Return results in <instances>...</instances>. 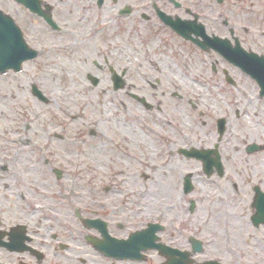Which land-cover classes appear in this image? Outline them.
Returning a JSON list of instances; mask_svg holds the SVG:
<instances>
[{
  "label": "flooded vegetation",
  "instance_id": "1",
  "mask_svg": "<svg viewBox=\"0 0 264 264\" xmlns=\"http://www.w3.org/2000/svg\"><path fill=\"white\" fill-rule=\"evenodd\" d=\"M0 16L29 55L0 84L24 76L50 108L45 140H23L33 117L7 127L0 91L17 144L0 264H264V0H0Z\"/></svg>",
  "mask_w": 264,
  "mask_h": 264
},
{
  "label": "rangeland",
  "instance_id": "2",
  "mask_svg": "<svg viewBox=\"0 0 264 264\" xmlns=\"http://www.w3.org/2000/svg\"><path fill=\"white\" fill-rule=\"evenodd\" d=\"M67 74H69V78L67 77ZM64 76V79L67 80V85H68V81L71 80H78L80 79L78 76L80 75V72H65L62 73ZM27 78L24 76H13L10 77V79H8L7 81L3 82L0 84V91L4 90L5 93L7 92H12L14 97V103L11 105L6 104V111H5V116H6V121H7V127H13L14 126V121H21L22 122H27V120L31 117H33V121H29L30 124L34 125L35 127L37 126V129L35 130V135L31 132L26 133V136H23V140L30 138L32 143H36L35 140H37L39 138V141L41 140H45L46 136V132L50 131V129H43L42 128H38L40 127L41 124H43L44 121H46V119L48 118V116L46 115V112L50 110V108L48 107H43L40 104H37L33 99L26 97V95L23 93L24 91H26L25 88L20 89V82L23 83V81H26ZM24 84V83H23ZM83 90V89H82ZM226 92L223 91V89H219L217 91H215V95L216 97L220 96V95H224ZM26 93V92H25ZM98 96L102 97L104 96V94H102L100 92L99 89H95L93 91H87V95H86V99L84 100L83 103H88L91 102V105L94 106L93 108L96 107V105L98 106ZM100 99H103L100 98ZM220 99H222V97H220ZM104 100V99H103ZM77 112L78 110L73 109V112ZM43 112V115H41V113ZM50 112V111H49ZM74 112V113H75ZM47 116V117H46ZM18 124V123H16ZM15 124V125H16ZM18 131V130H17ZM6 130L3 131V133H0V155H3L7 152H10L12 148L15 147V145H17L16 143H11V142H7L5 140L6 136ZM93 140L92 143H96L97 139L95 140V138L91 139ZM15 144V145H14ZM34 145H29V149L31 150L30 152H27V150H25L26 148H24L25 153L28 154V158L30 159H40V157H38L37 155H35L36 153L34 152L36 150V146ZM21 151H20V157H22V159L26 158L25 153H22L21 156ZM107 170V168H105V171ZM36 175H38V173H35ZM91 180V185L90 183H88L89 187H97L99 186L100 182L99 180L90 178Z\"/></svg>",
  "mask_w": 264,
  "mask_h": 264
},
{
  "label": "water",
  "instance_id": "3",
  "mask_svg": "<svg viewBox=\"0 0 264 264\" xmlns=\"http://www.w3.org/2000/svg\"><path fill=\"white\" fill-rule=\"evenodd\" d=\"M13 26L0 16V72L10 68L18 70L21 61L29 56L25 50H16L17 35H14L16 29Z\"/></svg>",
  "mask_w": 264,
  "mask_h": 264
},
{
  "label": "bare ground",
  "instance_id": "4",
  "mask_svg": "<svg viewBox=\"0 0 264 264\" xmlns=\"http://www.w3.org/2000/svg\"><path fill=\"white\" fill-rule=\"evenodd\" d=\"M47 74L51 77V76H56L57 77V75H56V73H54V72H47ZM193 91L198 95L199 94V91H198V89H193ZM69 95V103H71V104H73V103H77L78 102V97H77V95H75V94H68ZM68 109H69V107H68ZM107 110V109H106ZM89 111L90 112H92L90 109H89ZM104 112H105V110H104ZM103 112V115L104 116H108V114H106V113H104ZM110 115V114H109ZM183 125L185 126V122H184V120H183ZM130 131H134V128L133 127H131L130 128ZM125 136V134L124 133H122V132H119V134H118V137L119 138H122V137H124ZM131 142H133V143H141V144H144V145H146L145 146V148L146 149H149V148H147V147H149V143H147V142H144L140 137H138L137 136V134H135L134 132H131V141H130V143H129V145L131 146H134ZM99 153H100V150H96L95 151V154H97V155H99ZM118 165L116 166V169H114V171H116V172H121L120 170H118Z\"/></svg>",
  "mask_w": 264,
  "mask_h": 264
}]
</instances>
